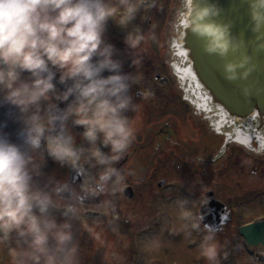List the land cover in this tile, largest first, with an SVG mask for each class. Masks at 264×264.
I'll list each match as a JSON object with an SVG mask.
<instances>
[{"label":"clouds","instance_id":"obj_1","mask_svg":"<svg viewBox=\"0 0 264 264\" xmlns=\"http://www.w3.org/2000/svg\"><path fill=\"white\" fill-rule=\"evenodd\" d=\"M246 2L251 31L256 34V50L264 51V0ZM120 3L124 6L123 22L127 23L138 6L130 0ZM116 11L110 0H0L2 101L22 114L35 107L24 119L25 143L33 149L40 147L45 131L56 120L73 116L74 123L84 126L83 137L92 145L90 155L104 166L99 174L100 192L105 191L109 181L112 191L123 190L124 176L113 165L123 158L136 132L124 113L132 103L128 90L132 83H139L140 75L121 74L120 62L113 59V45L103 38L106 24ZM221 11L210 0H182L179 19L185 33L203 40L205 52L224 58L243 47L244 41L231 34V24L215 19ZM142 40V35L129 33L126 37L132 49H137ZM250 61L251 57L244 54L226 62L225 78L247 79L255 67ZM133 63L138 65L140 61ZM57 71L61 83L72 81L59 98L74 96V103L62 117L42 116L40 102L54 90ZM105 71L111 74L104 76ZM98 139L110 148V153L96 147ZM48 150L58 160L78 159L63 137L48 138ZM34 175H39V168L33 157L0 136V244L16 235V246L10 248L14 264H79L69 215L75 216V208L66 205L63 215L68 219L58 222L51 210L61 207L60 203L53 199V193L35 186ZM181 215L190 229L200 230L202 220L190 209ZM204 231L201 255L209 264H216L219 246L213 235L215 229L206 225Z\"/></svg>","mask_w":264,"mask_h":264},{"label":"flooded vegetation","instance_id":"obj_2","mask_svg":"<svg viewBox=\"0 0 264 264\" xmlns=\"http://www.w3.org/2000/svg\"><path fill=\"white\" fill-rule=\"evenodd\" d=\"M142 36L144 40L137 49L130 48L123 35L104 34L103 37L114 47L113 59L120 62V73L140 75L139 83H132L128 90L132 103L124 113L136 130L135 139L123 158L113 165L124 176L122 191H112L111 181L104 192L97 190L99 174L104 166L91 157L92 145L83 137L84 126L74 123L73 116L54 121L45 131L40 147L33 149L25 143L24 119L35 111V107L22 114L15 106L4 103L0 94V136L33 157V163L39 168V175L33 176L35 186H42L39 188L53 193L65 203H73V207L75 204L77 207L98 208L108 202L114 207L123 204L130 214L141 211L149 216L151 209L159 212L160 208L177 218L175 205L181 204L184 193L188 200L184 208L192 209L202 220L196 234L205 235L204 227L207 225L215 229L214 236H227L231 241L223 245L227 254L216 262L227 264L233 249L241 250L242 246L243 250L241 227L252 223L241 225L242 197L246 199L249 195V199L252 198L250 203L257 204L264 198V140L247 138L245 133L243 140L239 119L234 120L230 128L223 124L225 118L195 116L181 101L173 81L171 53L167 54L164 45L162 48L158 35ZM150 42L153 45H149ZM134 60L140 63L135 65ZM110 74L107 71L103 73L104 76ZM59 76L57 71L53 80L54 90L47 100L40 102L42 116L62 117L74 103V96L67 100L59 98L72 85L71 80L61 83ZM24 78H28L27 74ZM50 137L68 140L78 159L74 162L58 160L50 155ZM96 147L105 154L110 153V148L104 146L100 139ZM53 168L61 172L58 179L46 180L40 175ZM246 180L248 187H244ZM57 188L61 189L59 193L55 192ZM190 203L195 206L191 207ZM89 212L103 215L84 211ZM119 213L120 210L115 208L114 214ZM261 219L264 220V216ZM158 223L157 220L155 227ZM155 227H150L147 232L154 231ZM198 244L192 242L188 248L194 250ZM256 248L259 247L253 250Z\"/></svg>","mask_w":264,"mask_h":264},{"label":"rangeland","instance_id":"obj_3","mask_svg":"<svg viewBox=\"0 0 264 264\" xmlns=\"http://www.w3.org/2000/svg\"><path fill=\"white\" fill-rule=\"evenodd\" d=\"M110 2L117 7V11L114 17L107 22L104 34H117V36L123 35L125 37L129 33L134 36L158 35L162 48L164 45L167 54L171 52L169 46L174 45L175 42L170 43V40L174 38L175 41L177 40L176 33L171 29L174 22L171 19L172 16L173 18L177 17L179 2L175 6L173 0H130L131 3L137 4L138 11L134 18L127 23L123 22L125 13L120 0H110ZM149 45H153V43L150 42ZM40 175H43L46 180L58 179L61 172L53 168L52 171L41 172ZM246 183L244 187L249 186L248 180ZM182 197L181 204L175 205L177 218L160 208L159 212L155 208L151 209L149 217L147 213L144 214L141 211L130 214L123 204L114 207L107 202L98 208L77 207L74 204L75 216L69 215L72 217L70 222L72 224L73 244L78 249L79 264H209V261L201 255L199 246L204 235L197 232L198 235L195 230L190 229L188 220L181 215L186 210L184 207L188 201L184 193H182ZM249 198L248 195L246 199L244 197L241 199V225L258 221L264 216V198L259 200L260 204L250 203L252 198ZM53 199L58 201L61 207L52 209V214L58 222L62 223L68 219L63 215L65 206L73 205V203H65L55 195H53ZM190 205L192 207L194 204L190 203ZM115 208L120 210L119 215L114 214ZM84 211L100 212L103 217L101 219H87L83 215ZM157 220L159 223L155 227ZM150 227H155L154 231L145 234V231L150 230ZM215 239L219 246L218 260L227 254L223 245L231 241L227 236L222 235L215 236ZM16 241L17 237L13 234L9 242L0 244V264H14L10 248L16 246ZM192 242L199 243L194 250L188 248ZM230 253L232 254L231 260L227 264H255L252 258L247 256V252L242 250V246L241 250L233 249ZM254 253L256 259L257 256L262 258L264 257V248H256Z\"/></svg>","mask_w":264,"mask_h":264},{"label":"water","instance_id":"obj_4","mask_svg":"<svg viewBox=\"0 0 264 264\" xmlns=\"http://www.w3.org/2000/svg\"><path fill=\"white\" fill-rule=\"evenodd\" d=\"M180 8L182 0H178ZM222 11L215 19L231 24V34L244 41L238 51H230L224 58L204 51V42L191 32L185 33L179 19L174 18L171 29L176 33L171 51L174 72L183 92V101L195 116L225 118V126L232 128L235 119L241 121V137L264 139V51L256 50V34L246 0H210ZM247 54L255 65L247 79L230 81L225 78L223 65ZM242 71V70H241ZM247 90V92L245 91ZM241 236L249 245H264V222L241 229Z\"/></svg>","mask_w":264,"mask_h":264}]
</instances>
